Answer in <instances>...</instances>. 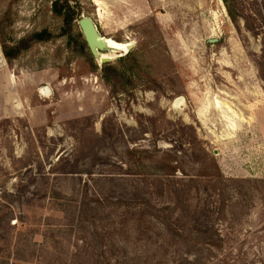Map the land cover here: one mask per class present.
Returning a JSON list of instances; mask_svg holds the SVG:
<instances>
[{"label":"rangeland","instance_id":"rangeland-1","mask_svg":"<svg viewBox=\"0 0 264 264\" xmlns=\"http://www.w3.org/2000/svg\"><path fill=\"white\" fill-rule=\"evenodd\" d=\"M54 1L0 0V264H264V0Z\"/></svg>","mask_w":264,"mask_h":264},{"label":"trees","instance_id":"trees-1","mask_svg":"<svg viewBox=\"0 0 264 264\" xmlns=\"http://www.w3.org/2000/svg\"><path fill=\"white\" fill-rule=\"evenodd\" d=\"M52 10L62 16L63 18V22H64V28H65V31H67V33H69L71 30H72V24L73 22L78 18V14L75 10V7H73L69 0H55L53 3H52ZM51 37V34L48 33L47 31H41V32H38V33H35L33 36L30 37L29 40H21L17 46L13 47L10 49V51L8 50V47L7 45H3V53L5 55V57L7 59H10L12 58L13 56H16L18 53H20L22 50L28 48L31 44L32 41H46L48 40L49 38ZM85 44V43H84ZM0 61L2 62L3 60H1L0 58ZM144 152H147V151H143L141 153H144ZM76 173L75 171H72L71 174H74ZM86 174L88 176H92V172L91 171H87ZM208 176V175H207ZM173 178L174 176H172V174H167V175H159L158 178H160V180L164 181V179H166L165 181L167 182H171L172 186L174 185V183L169 180V178ZM102 179H105V178H102ZM190 180L188 181L189 183L192 182V183H196V180H201V179H198V177L196 178H189ZM176 180V182H178L179 180L177 179H174ZM217 180V177L215 176H210L209 177V181L207 183H211L212 185H214L213 183H215V181ZM229 181H224V183H227ZM200 183H204L203 181H201ZM179 185H184V184H179ZM174 190H177L176 189V185H174L172 187ZM213 188H215L214 190H216V186H214ZM182 190V189H181ZM180 190V191H181ZM213 190V191H214ZM187 191V189L185 190ZM222 196V195H221ZM164 209H169V206H167L166 208ZM85 208L84 207H81L80 208V216H79V219H82L83 217V214L85 212ZM195 231L196 233L198 232V230H196L195 228ZM194 231V232H195ZM209 233V232H208ZM209 234H215V230H214V227L212 226L210 228V233ZM176 235H178L177 231H176Z\"/></svg>","mask_w":264,"mask_h":264},{"label":"water","instance_id":"water-1","mask_svg":"<svg viewBox=\"0 0 264 264\" xmlns=\"http://www.w3.org/2000/svg\"><path fill=\"white\" fill-rule=\"evenodd\" d=\"M78 24H79V27L83 33V36L86 40V43L90 51L92 52L93 55H97L98 54L97 49L100 48V50H102V48L104 47V44L96 28V25L94 24L92 19L88 17H82L79 20Z\"/></svg>","mask_w":264,"mask_h":264},{"label":"bare ground","instance_id":"bare-ground-1","mask_svg":"<svg viewBox=\"0 0 264 264\" xmlns=\"http://www.w3.org/2000/svg\"><path fill=\"white\" fill-rule=\"evenodd\" d=\"M102 42L104 44L103 48H111V49H117V50H127L129 48V44H117L114 43L111 40L105 39L103 37H101ZM102 48V49H103ZM100 50V48L97 49V51ZM106 56H103V58H105Z\"/></svg>","mask_w":264,"mask_h":264}]
</instances>
